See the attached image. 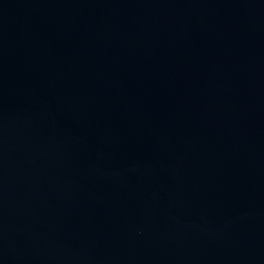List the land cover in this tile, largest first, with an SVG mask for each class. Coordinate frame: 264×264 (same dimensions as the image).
<instances>
[{"label":"water","instance_id":"95a60500","mask_svg":"<svg viewBox=\"0 0 264 264\" xmlns=\"http://www.w3.org/2000/svg\"><path fill=\"white\" fill-rule=\"evenodd\" d=\"M0 264H264V0H0Z\"/></svg>","mask_w":264,"mask_h":264}]
</instances>
